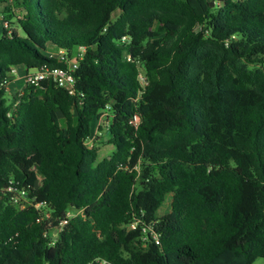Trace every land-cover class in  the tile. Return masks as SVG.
Instances as JSON below:
<instances>
[{
    "label": "trees",
    "instance_id": "1",
    "mask_svg": "<svg viewBox=\"0 0 264 264\" xmlns=\"http://www.w3.org/2000/svg\"><path fill=\"white\" fill-rule=\"evenodd\" d=\"M0 8V264L264 259V0ZM72 62L73 94L48 79L8 97L13 68ZM104 113L115 151L98 162Z\"/></svg>",
    "mask_w": 264,
    "mask_h": 264
},
{
    "label": "built area",
    "instance_id": "2",
    "mask_svg": "<svg viewBox=\"0 0 264 264\" xmlns=\"http://www.w3.org/2000/svg\"><path fill=\"white\" fill-rule=\"evenodd\" d=\"M77 67V64L75 62H72L71 65H69L67 68H49V67H42L40 70L32 72V73H25V84L29 85H39L40 82L44 80H53L56 82L60 87L67 88L70 90V93H74V85H75V77H74V70ZM17 69L18 68H13L11 71V76L4 80L3 85L4 86H9L12 82V77L17 74ZM142 79V77H141ZM143 80V79H142ZM23 91V90H22ZM22 91L17 93L20 96L22 95ZM18 104L16 102L15 106ZM106 114V113H104ZM141 123V117L140 115H136L131 121L130 124L138 127ZM21 195H24V192L21 193ZM42 204H37L36 208H41ZM75 211H69L66 216L60 221L59 228L54 229V234H57L58 230L61 229L62 226L66 225L69 221L70 218L76 216ZM51 217L50 213L45 212L43 218L44 219H49ZM132 228H136V223L131 225ZM46 235V234H45ZM157 239V237H155ZM158 242V241H157ZM97 264H111L107 261L104 260H97Z\"/></svg>",
    "mask_w": 264,
    "mask_h": 264
},
{
    "label": "rangeland",
    "instance_id": "3",
    "mask_svg": "<svg viewBox=\"0 0 264 264\" xmlns=\"http://www.w3.org/2000/svg\"><path fill=\"white\" fill-rule=\"evenodd\" d=\"M2 12V8H0V15ZM223 25V10L221 8H218L214 11V17L209 21L208 26L210 29H213L215 27H221ZM23 71L21 69H17V74L19 73L20 76H18V79L15 80V84L19 82V86H14L15 93L8 94V97H11L19 92H21L25 86V74L22 73ZM14 81V80H13ZM111 118L108 114H102L99 117H97L92 122V135L89 139V146L94 147L97 149L98 158L97 161L100 162L105 158H109L112 156V154L115 151L114 145H111L107 143V140L109 138L108 133V125L110 124ZM169 198L165 203L164 208L160 212V216H163L167 214L170 211L169 206ZM254 264H264V259L260 258L256 260Z\"/></svg>",
    "mask_w": 264,
    "mask_h": 264
},
{
    "label": "crops",
    "instance_id": "4",
    "mask_svg": "<svg viewBox=\"0 0 264 264\" xmlns=\"http://www.w3.org/2000/svg\"><path fill=\"white\" fill-rule=\"evenodd\" d=\"M1 32H2V15H0V35H1ZM19 69H21L23 72L22 73H26L25 72V70L23 69V68H19ZM20 74L21 73H19L18 75H15V76H13L12 77V82H11V84L8 86V93L10 94V93H15V88H14V86H19V82H17L16 84L14 83L15 82V80L16 79H18V76H20ZM14 80V81H13ZM14 85V86H13Z\"/></svg>",
    "mask_w": 264,
    "mask_h": 264
}]
</instances>
